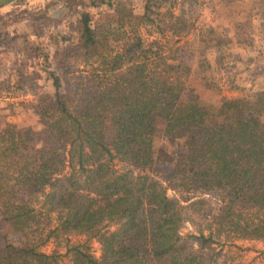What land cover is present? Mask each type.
Masks as SVG:
<instances>
[{
	"label": "trees",
	"instance_id": "obj_1",
	"mask_svg": "<svg viewBox=\"0 0 264 264\" xmlns=\"http://www.w3.org/2000/svg\"><path fill=\"white\" fill-rule=\"evenodd\" d=\"M90 1L94 12H80L75 33L58 31L46 39L35 34L30 62H20L13 71L6 67L10 52L0 45L2 86L10 77L17 81L9 90L29 83L43 127L0 126V200L8 197L1 221L13 232L38 229L32 225L37 224L36 208L16 202L24 190L31 197L44 195L45 202L64 212L44 243L60 231L99 239L100 259L75 246L73 264H214L203 251L211 236L180 234L185 207L152 177L162 174L174 191L216 197L217 234L264 241V91L224 99L217 107L205 104L190 88L188 71L165 55L158 40L134 33L122 48L113 47L128 25L136 32L155 23L158 0H142L141 14L126 0ZM188 1L198 13L202 0ZM213 1L202 5L210 7ZM233 1L220 4L230 12L227 4ZM245 36L249 42L255 34ZM21 39L23 55L30 40ZM76 57L98 68L78 74L69 62ZM75 79L81 80L77 86ZM115 159L130 170L117 173ZM186 238L201 242L200 247ZM0 264L56 260L40 252L39 245H16L5 235L0 236Z\"/></svg>",
	"mask_w": 264,
	"mask_h": 264
},
{
	"label": "rangeland",
	"instance_id": "obj_2",
	"mask_svg": "<svg viewBox=\"0 0 264 264\" xmlns=\"http://www.w3.org/2000/svg\"><path fill=\"white\" fill-rule=\"evenodd\" d=\"M138 14L142 12V0H126ZM203 1V0H202ZM199 1L198 13H194L192 3L188 0H158V7H153V25L132 31L128 25L123 32H116L117 40L113 47L122 48L127 38H134V33L149 42L158 40L163 46L165 55L175 63L181 64L183 71H188V84L202 102L207 105L220 106L224 99L247 98L264 91V19L261 17L263 0H234L227 4L230 12L225 11L220 1L214 0L210 7ZM90 0H20L0 9V45L10 54L6 55V67L14 70L20 62H30L31 52L36 44L35 34L46 39L48 35L56 37V32L75 33L74 29L79 14L90 10ZM200 16V18H198ZM250 21V25H246ZM250 28V29H247ZM255 34L254 39L246 42L245 32ZM126 32V33H125ZM121 33V34H120ZM115 36V35H114ZM237 36H242L238 41ZM22 37L30 40L26 54H19L23 48ZM205 39V45L201 43ZM115 39V38H114ZM221 40V41H220ZM212 44V45H211ZM217 44V45H216ZM219 45V46H218ZM218 46V47H217ZM223 46V47H221ZM221 47V48H220ZM220 48V49H219ZM226 48H233L228 51ZM219 51L221 55H219ZM230 52H234L232 55ZM11 57V60H10ZM72 71L91 74L98 68L95 62H85L82 57L69 61ZM186 69V70H185ZM76 74V73H75ZM1 81V79H0ZM3 81V80H2ZM0 83V126L15 125L19 129L40 131L43 127L36 113L37 97L25 84L22 89L9 90L15 87L16 77H10L8 85ZM40 84L41 80H37ZM81 80L75 79L76 86ZM53 91L52 84H47ZM84 94V93H83ZM160 146L163 144L157 141ZM113 169L117 172L130 170L125 164L113 160ZM69 171V169H67ZM134 176L138 172H133ZM16 178L17 174L8 173ZM163 175L152 174L166 188L169 197L175 198L185 207L182 211L184 220L179 232L183 237L188 235L211 236L212 242L203 251L214 264H264V241L239 238L232 234H217L212 214L216 197L206 194H190L174 191ZM22 187L21 185H19ZM17 196L16 202H28L38 212V229L29 232H13L7 223L2 222V206L8 197L0 200V236H8L16 245L32 243L39 245V251L55 258L56 264H73L70 250L83 246L97 259L102 255L98 238L90 233H65L60 231L51 236L45 243L49 231L57 228L58 217L64 215L55 203L45 202L44 195L29 196L24 190ZM1 199V198H0ZM206 199L209 204H197ZM13 202L15 200L11 199ZM110 230L115 225L109 226ZM49 232V233H48ZM195 248L201 242L186 238Z\"/></svg>",
	"mask_w": 264,
	"mask_h": 264
},
{
	"label": "water",
	"instance_id": "obj_3",
	"mask_svg": "<svg viewBox=\"0 0 264 264\" xmlns=\"http://www.w3.org/2000/svg\"><path fill=\"white\" fill-rule=\"evenodd\" d=\"M20 0H0V9L7 7Z\"/></svg>",
	"mask_w": 264,
	"mask_h": 264
}]
</instances>
